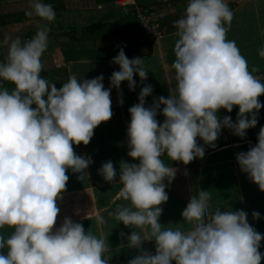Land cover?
I'll list each match as a JSON object with an SVG mask.
<instances>
[{"label": "clouds", "instance_id": "9594fccd", "mask_svg": "<svg viewBox=\"0 0 264 264\" xmlns=\"http://www.w3.org/2000/svg\"><path fill=\"white\" fill-rule=\"evenodd\" d=\"M26 15L52 22L56 13L52 4L32 0ZM233 16L226 0H188L183 16L174 21L178 39L170 80H175V87L169 88L167 98L158 97L145 107V97L153 91L145 85L139 102L128 109L127 154L139 163L120 164L123 186L117 198L128 204L109 213L125 226L141 230L127 236V246L140 250L128 264H261L264 258L258 250L264 235L248 223L247 213L210 211L208 191H198L183 209L184 224L191 226L187 231L182 226L163 228L158 222L159 205L168 200L164 181L170 183L176 172L162 161V154L186 165L204 156L197 137L214 148L223 127L243 138L258 122L264 82L254 75L255 68L249 70L235 41L227 39ZM48 34L47 25L38 24L30 40L3 41L8 54L0 63V81L14 87H0V228L13 231L8 237L0 235V249H7L6 255L0 254V264H108L103 235L86 233L82 224L68 217L60 227L55 225L60 212L57 200L69 179L66 170L84 173L92 163L76 154L73 145H87L94 129L112 117L110 88L104 87L102 74L83 80L70 76L59 89L42 77ZM258 54L264 58V47ZM112 63L119 65V71L111 74V87L119 89L122 81H128L133 90L134 74L147 79L143 59L127 58L123 48ZM234 105L239 109L235 122L229 116L218 119L219 109L231 112ZM158 110L163 123L156 119ZM257 139L236 160L264 191V127ZM98 173L108 182L117 177L111 161ZM252 216L257 219L260 213ZM96 219L103 222L100 216ZM153 239L154 255L142 248L143 241Z\"/></svg>", "mask_w": 264, "mask_h": 264}, {"label": "crops", "instance_id": "0c3cea01", "mask_svg": "<svg viewBox=\"0 0 264 264\" xmlns=\"http://www.w3.org/2000/svg\"><path fill=\"white\" fill-rule=\"evenodd\" d=\"M42 2L49 3L48 0H42ZM67 2L68 0H64L55 4L53 6L55 13L65 11ZM31 3L32 0H1V7L8 9L5 11L6 20H1L0 25L7 22L4 27H9L14 24L15 20L16 24L29 20L30 26L25 29L36 30L40 18L26 15ZM226 3L234 13L227 32V39L235 41L241 55L248 62L249 70L255 68L254 75L264 82V58L258 54L259 50L264 47V0H226ZM105 4H97V7L103 8ZM183 7L186 6L144 10L160 19L170 13L171 9L175 8L181 12ZM9 8L14 9L10 11ZM15 8H20L18 11H21L23 17L21 23L12 17V14L16 13ZM121 9L124 12L127 11L126 7ZM113 11L102 13L107 15ZM140 29V24L125 25L122 27V30L126 31L125 33L115 35V38L102 39L107 44L96 45L98 41H102L100 39L93 44L89 43L88 51H94L96 55L64 60L58 49V62L55 69L40 74L42 77L52 78L50 83L55 84L57 89L62 87L70 76L74 75L78 80H83L92 79L102 74L104 87L110 88L112 117L106 122H101L94 129V135L87 145H73L76 154L91 158L92 163L84 170V173H73L71 169L66 170L69 179L66 189L61 193V198L57 200L60 212L55 225L56 228L60 227L64 218L68 217L73 222L82 224L86 233L91 232L98 237L103 235L109 247V252L105 254L108 264H128L130 259L140 254L139 249L127 246V236L134 230L138 232L141 230L125 226L109 215L118 206L128 204V201L117 198L119 190L123 186L119 183L120 164L139 163L138 159L134 160L127 154L129 151L127 127L130 122L128 109L139 102L140 90L145 85H151L153 89L152 93L145 97V107L151 106L158 97L167 98L169 88L175 87V80H170V77L174 76L172 64L175 60L173 49L178 39L175 35L177 30L161 34L157 39H154L145 35ZM111 41L112 44L109 43ZM121 48L129 59L142 58L144 67L148 71L147 79L143 81L138 74H134L133 79L136 83L133 90H129L128 81H122L119 89L110 86L111 74L114 71H119V65L112 63V60ZM49 56L50 61H53L52 55ZM118 99H122L123 103H118ZM258 99L262 104L257 114L258 122L255 127L246 130V135L243 138L223 127L214 142L216 146L213 148L204 144L197 137L198 145L205 150L204 156L194 158L186 165L182 161L171 160L166 153L162 154V161L167 166L176 169L174 179L170 183L167 180L164 181L168 200L159 205L162 208V213L158 220L163 228L182 226V229L187 231L191 226L184 224L181 213L190 198L198 191L204 190L210 194V211L217 208L221 212L243 210L247 213L248 223L257 232L264 235V191H260L257 184L248 178L247 173L240 170L236 160L238 153L247 152L256 145L260 128L264 127V94H261ZM163 107V105L160 106L161 109ZM238 110V106L235 105L231 112L221 108L217 112V117L223 119L224 116H229L232 122H235ZM156 119L159 123H163L164 117L159 110ZM108 161L113 163L117 172L116 180L113 182L105 181L98 173V169ZM81 175L84 176L83 179L79 178ZM253 212H259L260 217L254 219ZM97 216L102 217L103 222H98ZM12 231L13 229L9 227L0 228V235L8 237ZM260 245L258 250L264 253V239L261 240ZM142 248L154 255L155 240L143 241ZM0 254L6 255L7 249H0ZM172 264L175 262L173 261ZM261 264H264V258H262Z\"/></svg>", "mask_w": 264, "mask_h": 264}, {"label": "rangeland", "instance_id": "374dc122", "mask_svg": "<svg viewBox=\"0 0 264 264\" xmlns=\"http://www.w3.org/2000/svg\"><path fill=\"white\" fill-rule=\"evenodd\" d=\"M62 1L64 0H48V2L52 4V6H55V4H58V2L61 3ZM156 1H163V0H156ZM102 3H106V4L103 6V8H98L97 4H102ZM102 3L101 2L99 3L98 0H68L67 9L65 11L56 12L54 21L48 22L42 19L39 20V24L47 25V27L49 28L48 46L41 57V62L43 64L42 71L43 70H46V71H43V72L41 71V73L49 72V70H53L55 69L54 67L57 66L56 64L58 62V53H59L58 49L60 50L59 44L67 43L69 41V36L66 34V32L70 28L72 27L74 28V31L72 32L74 36L80 37L79 27L89 22H93V21L103 18V16L106 15L103 13H105L106 11L109 12V10H114L113 14L116 17H120V14L122 12V9H121L122 7L121 5L115 3V0H108ZM128 8H131V7L127 6L126 9L128 10ZM185 8L186 7L181 8L182 14H184ZM7 9L8 8H2L0 4V22L3 19L6 20L5 11ZM9 9L11 11V9H14V8H9ZM19 9L20 8H15L16 13H14V15L12 14V17L14 18V20L17 19L21 23L23 17H22L21 11H18ZM164 12L166 13L167 11H164ZM169 12L170 13L168 14H176L180 12V10L173 8ZM15 21H14L15 25L11 24L9 27H4V24L6 25L7 22H4L0 25V63L6 62V58L8 54V46L3 43L5 37H10L12 39H15L16 37H20L22 41H25L26 38L30 40L37 32V29L33 31H30L29 29L27 30L25 29V27L30 26L29 20H26V22H22L21 24H16ZM117 24H119V26L120 25L130 26L131 24L133 25L139 24V21L136 17L129 16L127 18H122V20L119 21ZM112 38H115V37H112ZM82 43H85V47L90 46L89 41L82 40ZM101 43L103 45L107 44L106 41L104 42L102 40V41H98L96 45H100ZM109 43L112 44V41ZM74 53H71V51H68L67 54H74ZM49 55H52L53 61H50ZM75 55L86 57V56L96 55V53H94V51L91 52V50L83 51L81 49V51H79L78 54H75Z\"/></svg>", "mask_w": 264, "mask_h": 264}, {"label": "trees", "instance_id": "16d2710c", "mask_svg": "<svg viewBox=\"0 0 264 264\" xmlns=\"http://www.w3.org/2000/svg\"><path fill=\"white\" fill-rule=\"evenodd\" d=\"M104 1H108V0H104ZM98 2L102 3L103 0H98ZM135 3L139 8L147 9L149 11L151 9L161 10L169 7L187 6L188 0H163V1L135 0ZM129 16L132 15H130L128 11L126 12L122 11L120 17H116L115 19V15L113 14V12H111V14L105 15L103 16V18L99 20L89 22L79 27L80 37L74 36V34L72 33L74 31V28L73 27L70 28L66 32V34L69 36V41L67 43L59 44L60 52L64 57V60L79 58L80 56L75 54H78V52L81 51V49L83 51L85 50L88 51V48L85 47V43H82V40L90 41V43L93 44L96 40L112 38L115 37V35L117 36L121 34L122 32L125 33L126 31L122 30V27L124 26L122 25L119 26V24L117 23L121 21L122 18H127ZM182 16L183 14L181 12H178L176 14H166L163 16V18L158 19L157 23L161 31V34H167L177 30L174 25V21L178 20ZM68 51H71V53L74 52L75 53L67 54ZM44 78L47 79L49 82L52 81V78H46V77ZM0 87H7L9 90H11L14 87V85L11 82L0 81Z\"/></svg>", "mask_w": 264, "mask_h": 264}, {"label": "built area", "instance_id": "2783aa9c", "mask_svg": "<svg viewBox=\"0 0 264 264\" xmlns=\"http://www.w3.org/2000/svg\"><path fill=\"white\" fill-rule=\"evenodd\" d=\"M115 3L121 5V7L130 6L127 11L130 15L135 16L140 24L142 32L154 39H157L161 35L157 20L158 16L148 12L147 10L141 9L135 3V0H115ZM28 40L27 38L25 41Z\"/></svg>", "mask_w": 264, "mask_h": 264}]
</instances>
